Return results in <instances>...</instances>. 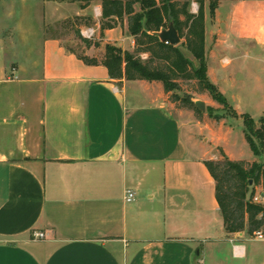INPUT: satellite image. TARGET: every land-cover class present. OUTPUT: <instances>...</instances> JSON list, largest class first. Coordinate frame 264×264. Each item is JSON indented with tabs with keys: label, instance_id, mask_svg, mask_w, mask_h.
I'll use <instances>...</instances> for the list:
<instances>
[{
	"label": "crops",
	"instance_id": "1",
	"mask_svg": "<svg viewBox=\"0 0 264 264\" xmlns=\"http://www.w3.org/2000/svg\"><path fill=\"white\" fill-rule=\"evenodd\" d=\"M101 2L0 5V25L15 30L19 13L24 26L18 38L0 35V264H264V240L225 232L203 165L220 151L250 164L264 155L252 154L242 123L197 121L159 82L114 81L85 65L79 56L100 61L106 45L134 49L125 23L100 29ZM67 20L81 34L91 23L97 43L67 49L57 32ZM204 23L208 80L264 133V0L221 1L213 18L207 5Z\"/></svg>",
	"mask_w": 264,
	"mask_h": 264
},
{
	"label": "trees",
	"instance_id": "2",
	"mask_svg": "<svg viewBox=\"0 0 264 264\" xmlns=\"http://www.w3.org/2000/svg\"><path fill=\"white\" fill-rule=\"evenodd\" d=\"M196 1L198 11H189L190 3ZM221 1L208 0L209 16L214 13ZM238 1V0H236ZM125 23L127 33L134 39L132 52L106 45L103 58L79 56L87 66H103L111 80L159 82L172 103L182 102V107L201 112L188 99L172 94L179 90L178 80L196 81L199 93H207L210 99L224 110H231L227 100L207 78L206 54L204 45V0H102L100 29H113ZM172 23L178 37L183 40L179 45L185 48L195 60L191 64L179 46L161 42L158 34ZM86 45L89 43L86 42ZM142 56H146L145 59ZM158 63V64H156ZM211 109L207 110L210 117ZM243 118V133L250 151L255 157L264 154L263 125L259 131L253 128L255 123L247 116ZM259 143H256L252 136ZM261 147V149L259 148ZM220 160L204 161L215 185V199L227 234H237L247 228L248 235L259 232L263 226L264 208L252 202L255 187L264 190V165L254 162L232 161L220 151Z\"/></svg>",
	"mask_w": 264,
	"mask_h": 264
},
{
	"label": "rangeland",
	"instance_id": "3",
	"mask_svg": "<svg viewBox=\"0 0 264 264\" xmlns=\"http://www.w3.org/2000/svg\"><path fill=\"white\" fill-rule=\"evenodd\" d=\"M3 1L6 2V0H0V5L3 6L6 3H3ZM15 2L17 3V6H20L26 2H28V0H15ZM194 5V6H193ZM208 5V0H206V3L204 2V7ZM189 11L192 14H196L198 11V5L196 1H192L190 3V7H189ZM0 15L1 16H6L7 13L5 12V8L4 7H0ZM94 16L97 17L96 12L94 10ZM22 17V18H21ZM22 20V21H21ZM82 23H86L83 20L81 21ZM3 23H1V28H0V35H2L3 37H8V35H10L13 31V34L16 35V37L18 38L19 36H21V34H23V14H19L17 13V26H18L15 30L11 27L9 28V24L6 22L5 26H2ZM80 25V22H78V20L72 21V20H67L63 23V25H60L59 27L62 28L59 29V31L57 32H62V34H60V39L63 43V45L75 52L80 54L81 51L83 50V48L88 47L90 44L92 43H97L96 38L93 36V33L91 31L90 28H88L90 25H92L91 23L87 24V28L83 31V33H80V30L78 29ZM39 27V25H37ZM36 28L39 30V28ZM54 31V30H51ZM11 32V33H10ZM15 32V33H14ZM86 33L89 35L88 38H86ZM128 35V34H127ZM129 36V35H128ZM86 42L89 43V45H86ZM183 42V40L181 41ZM180 50L186 54L187 56H190V61L192 65H195V60L192 58V56L190 55L189 52H187L185 50L184 47H182V45H178ZM143 59L146 58V56H142ZM158 64V63H156ZM197 64V63H196ZM178 84H179V90L174 91L172 94L177 95L179 98L182 99H188L191 102H196V101H201L205 104V110L204 112H201L200 115L196 114L193 110L190 109H186L184 107H182V102L178 101L177 103H172L169 99V97L171 96V94H166L167 97V101L170 103V105L178 112H184V113H189L192 114V116L194 117L195 120L200 121L202 120L203 116H209L207 115V110L211 109V113L213 114V116H218V117H224L227 116V122L232 124V125H237L239 122L242 123L243 126V118H240V121L237 117H234L233 112L231 110H224L220 105H218L217 103L216 106H218V108H212L209 106V102H213L209 95L207 93H199L198 92V86L196 81H187V80H183V79H179L178 80ZM245 84H248L250 86L253 85V81L252 78L249 77L246 79ZM257 96H259L258 92L256 94ZM208 104V105H207ZM261 128V123H256L254 126V130L255 131H259ZM252 139L256 142L259 143V141L256 139V137L253 135ZM261 149V147H259ZM264 155V154H263ZM261 246V245H260Z\"/></svg>",
	"mask_w": 264,
	"mask_h": 264
},
{
	"label": "built area",
	"instance_id": "4",
	"mask_svg": "<svg viewBox=\"0 0 264 264\" xmlns=\"http://www.w3.org/2000/svg\"><path fill=\"white\" fill-rule=\"evenodd\" d=\"M96 15H99V13L97 11H96ZM85 37L88 38L89 35L86 33V36ZM165 44H168V43H165ZM134 196L135 195H134V193L131 190L126 191L125 196H124L125 202H127V203L132 202L134 200ZM252 202L254 204H258V205H260V206H262L264 208V196L259 195V194H255L253 196V198H252ZM32 237H33V240H43L44 239V234L34 232L32 234ZM253 238L255 240H258V241L264 240V237H263V235L260 232L255 233L253 235ZM230 242H232V241H230ZM232 249H233V255L234 256H239L240 255L241 250H240V247L239 246L233 245V248Z\"/></svg>",
	"mask_w": 264,
	"mask_h": 264
},
{
	"label": "water",
	"instance_id": "5",
	"mask_svg": "<svg viewBox=\"0 0 264 264\" xmlns=\"http://www.w3.org/2000/svg\"><path fill=\"white\" fill-rule=\"evenodd\" d=\"M158 38L161 42L168 43L172 46L179 45L181 41L172 23H169L167 29L162 30L158 34ZM194 104L200 112H204L205 108L202 102L196 101Z\"/></svg>",
	"mask_w": 264,
	"mask_h": 264
}]
</instances>
